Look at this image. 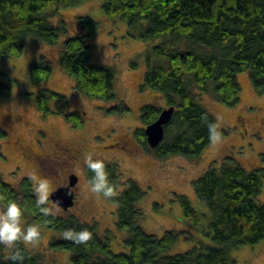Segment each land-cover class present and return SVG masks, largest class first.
<instances>
[{"label":"trees","instance_id":"16d2710c","mask_svg":"<svg viewBox=\"0 0 264 264\" xmlns=\"http://www.w3.org/2000/svg\"><path fill=\"white\" fill-rule=\"evenodd\" d=\"M81 2L0 0V62L22 56L28 36L56 45L61 31L50 19ZM102 8L108 19L125 21L133 37L144 41L164 38L153 51L168 59V63L152 64L148 56L144 86L160 92L168 107L175 108V114L166 126L165 139L154 150L148 145L143 128L135 132L141 144L149 146L157 157H199L211 143L208 125L215 124L218 131L217 120L198 103L199 98L209 95L227 107L238 105L241 93L238 74L249 73L255 91L264 95V0H104ZM78 20L80 32L64 41L61 66L74 80L78 93L97 101H116L115 74L97 61L96 52L88 42L96 34L98 24L88 17ZM52 72L47 64L35 63L29 72L31 84L36 86L47 81ZM10 92L9 85L0 83V95L8 96ZM60 96L50 90L41 92L37 94V107L46 114L50 111L48 102ZM129 111L122 104L110 113ZM141 113L142 124L147 127L158 119L161 110L145 105ZM66 117L75 127H83L78 114L70 113ZM5 138L7 132L0 127V140ZM3 159L0 146V160ZM105 166L116 192L122 184L126 188L111 200L118 212V229L129 233L125 241L127 253H112L110 239L99 234L97 223H84L76 216L42 213L35 204L31 178H23L14 187L0 173V195L20 203L25 208V217L31 222L39 221L40 226L61 233L85 228L92 232L93 238L86 244L74 245L66 239L51 241L52 248L69 251L73 264H235L230 252L264 241V203L256 202L262 195L264 169L247 172L223 163L196 180V196L205 203L212 217L206 235L215 246L206 250L193 248L171 256V248L178 242L177 234L166 232L160 238L148 234L140 225L143 212L138 207L145 196L144 190L132 180L125 182L116 164L105 163ZM92 175L88 169L89 181ZM4 203L0 200L3 207ZM181 204L190 222L199 225L202 216L186 197H181ZM40 207L48 208L46 204ZM21 247L25 249L24 264H41L39 256L32 255L23 244ZM6 252L0 245V264H11Z\"/></svg>","mask_w":264,"mask_h":264},{"label":"rangeland","instance_id":"374dc122","mask_svg":"<svg viewBox=\"0 0 264 264\" xmlns=\"http://www.w3.org/2000/svg\"><path fill=\"white\" fill-rule=\"evenodd\" d=\"M103 4L104 0H82L76 7L55 14L50 21L61 31L56 45L28 36L22 56L0 62V73L4 76L0 83L11 87L8 96L0 95V127L7 132V138L0 140L5 156L0 160V173L4 181L14 187H18L23 178H31L34 184L47 180L51 193L66 184L68 176L76 175L80 182L74 207L67 211L60 209L50 201V195L46 203L49 213L97 223L99 234L110 239L112 253H127L125 241L129 233L117 227L118 212L112 197L105 198L90 190L88 169L83 161L91 153L94 159L116 164L125 182L132 180L144 190L145 196L138 203L143 212L140 225L158 238L166 232L177 234L178 242L169 255L193 248H213L215 243L206 235L212 217L205 203L196 196L194 182L223 163L239 166L247 172L264 169V95L255 91L249 73L238 74L241 87L238 105L227 107L209 95L198 101L217 120L220 139L215 143L211 141L197 158L157 157L149 146L141 144L135 132L146 127L141 121L145 105L156 106L161 111L168 108L160 92L144 86L148 56L152 64L168 63V59L153 51L164 38L144 41L133 37L125 21L105 16ZM80 17H88L98 24L96 34L88 42L96 52L97 61L115 74L116 101H97L78 93L74 80L61 66L64 41L80 32ZM144 25L141 24L142 28ZM41 62L52 68L53 75L33 86L30 68ZM47 90L61 96L48 102L50 111L44 114L37 107L36 98ZM122 104L130 111L110 113L112 108ZM70 113L81 116L83 127H75L67 121L66 115ZM55 135L63 146H55L56 141L51 138ZM75 149L83 151L76 154ZM262 182V195L256 198L261 204L264 203V179ZM118 189L114 196L126 188L122 184ZM181 197H186L202 216L199 225H193L186 217ZM32 223L35 222L26 217L22 219V226ZM40 231L39 240L26 245L27 250L39 256L41 264H73L69 251L50 245L54 239L63 240V233L46 226H40ZM10 251L7 249V255ZM230 258L235 264H264V241L240 246L230 252Z\"/></svg>","mask_w":264,"mask_h":264},{"label":"clouds","instance_id":"9594fccd","mask_svg":"<svg viewBox=\"0 0 264 264\" xmlns=\"http://www.w3.org/2000/svg\"><path fill=\"white\" fill-rule=\"evenodd\" d=\"M210 139L213 143L220 139V133L217 131L215 124H209ZM84 165L93 174L90 181V190L93 193L101 194L105 198H111L116 194L115 185L109 179V173L106 171L105 163L102 159H94L89 153L85 156ZM36 197V207L45 215L49 209L40 207L45 205L51 195V188L47 180H38L32 188ZM0 200H3L4 207L0 210V245L11 250L10 255L6 258L11 264H24L25 249L21 244H33L39 240L41 231L40 223H32L22 226V219L25 217V208L14 199H8L6 196L0 195ZM66 240L72 241L74 245L86 244L92 240V232L88 229L75 231L67 229L63 233Z\"/></svg>","mask_w":264,"mask_h":264},{"label":"water","instance_id":"95a60500","mask_svg":"<svg viewBox=\"0 0 264 264\" xmlns=\"http://www.w3.org/2000/svg\"><path fill=\"white\" fill-rule=\"evenodd\" d=\"M175 114L174 107L165 108L161 111L153 124L147 125L144 129V134L147 137V143L154 150L161 145L166 137L165 129L171 123L173 115ZM79 180L76 175L70 178V185L67 187L59 188L52 192L50 196L51 202H54L60 209L67 211L74 207L75 204V191L73 188L78 184Z\"/></svg>","mask_w":264,"mask_h":264},{"label":"flooded vegetation","instance_id":"af4514ba","mask_svg":"<svg viewBox=\"0 0 264 264\" xmlns=\"http://www.w3.org/2000/svg\"><path fill=\"white\" fill-rule=\"evenodd\" d=\"M51 138H53L54 139V142L56 141V143H54L55 144V146H57V147H60V146H63L64 144L61 142V139H59L58 138V135H55V136H53V137H51ZM59 143V144H58ZM66 146V145H65ZM105 147H107V146H105ZM111 147H114V146H111ZM75 152H76V154H81L82 153V151L83 150H77V149H75L74 150ZM74 174H72L71 176H68L67 177V181H66V184H64L62 187H67V186H69L70 185V178L73 176ZM78 180H79V178H78ZM79 182H80V180H79ZM79 182H78V184H79ZM78 184L73 188V190L75 191V194H76V190H77V187H78ZM62 187H60V188H62ZM57 189H59V188H57ZM56 189V190H57ZM53 192V191H52ZM52 194V193H51Z\"/></svg>","mask_w":264,"mask_h":264}]
</instances>
